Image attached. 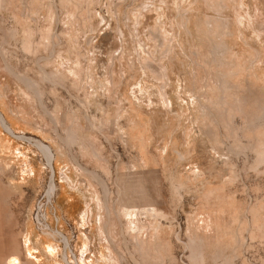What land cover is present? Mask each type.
Instances as JSON below:
<instances>
[{"label": "rangeland", "instance_id": "1", "mask_svg": "<svg viewBox=\"0 0 264 264\" xmlns=\"http://www.w3.org/2000/svg\"><path fill=\"white\" fill-rule=\"evenodd\" d=\"M0 84V264H264V0H0Z\"/></svg>", "mask_w": 264, "mask_h": 264}, {"label": "bare ground", "instance_id": "2", "mask_svg": "<svg viewBox=\"0 0 264 264\" xmlns=\"http://www.w3.org/2000/svg\"><path fill=\"white\" fill-rule=\"evenodd\" d=\"M0 125L3 128V130L6 133H8L11 137H13V138H15L17 140H22V141H27L28 143H32L33 146H35L40 151V153L43 155V159L45 161V164L48 166V168L50 170V179H49V183H48L47 198L51 199L53 197V195L55 194V192L57 191V187L55 185V178H54L53 155L51 153L50 148H48V146L43 145L40 141L35 140L33 138L20 137V136L14 135L13 132L11 131L10 127L8 126V124L6 123V121L4 120V118L2 117L1 114H0ZM39 226H40V229H47V227L45 226L44 222H42V223L39 222ZM50 233L53 236L59 235L57 231H52L51 230ZM66 260H67V257H66ZM72 260L74 261V259H72ZM73 264H77V263L75 262Z\"/></svg>", "mask_w": 264, "mask_h": 264}, {"label": "crops", "instance_id": "3", "mask_svg": "<svg viewBox=\"0 0 264 264\" xmlns=\"http://www.w3.org/2000/svg\"><path fill=\"white\" fill-rule=\"evenodd\" d=\"M0 87L2 88V85L0 84ZM15 96L16 97H19V96H21L23 99H25L26 101H27V103H32V101H30L29 100V98H30V96L28 95V94H26V93H22V95L21 94H15ZM29 97V98H28ZM32 105V109H34L33 108V104H31ZM35 110H31V116L32 117H34L35 116V112H34ZM0 114H1V112H0ZM2 115V114H1ZM3 117V116H2ZM4 118V117H3ZM4 120H5V118H4ZM6 121V120H5ZM9 123L10 125L12 124V122H10L9 120L8 121H6V123ZM7 123V124H8ZM9 124H8V126H9ZM1 126V125H0ZM10 127V126H9ZM2 128V127H1ZM81 128V127H80ZM3 129V128H2ZM10 129H11V127H10ZM11 131H12V129H11ZM13 132V131H12ZM13 134H14V132H13ZM14 135H16V134H14ZM25 135V134H24ZM24 135H16V136H24ZM30 135L31 136H33V137H36L37 135V137H40V140H42V141H44L46 144H49L50 142H49V140L47 139V138H43V137H41L39 134H37V133H30ZM28 137V136H27ZM30 138H32V137H30ZM37 140V139H36ZM39 141V140H38ZM50 148V147H49ZM51 149V148H50ZM49 181V180H48ZM34 236V235H33ZM34 241V242H33ZM31 242H33V244H34V246H36L37 248H43V242L41 241V239H40V237H37V236H34L33 238H29V243H31ZM34 246H32L30 249H31V251L32 250H37L36 249V247H34ZM50 248H52V247H50Z\"/></svg>", "mask_w": 264, "mask_h": 264}]
</instances>
